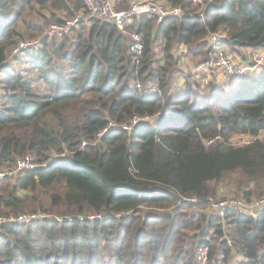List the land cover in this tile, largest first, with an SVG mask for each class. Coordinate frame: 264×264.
<instances>
[{
  "label": "trees",
  "instance_id": "trees-1",
  "mask_svg": "<svg viewBox=\"0 0 264 264\" xmlns=\"http://www.w3.org/2000/svg\"><path fill=\"white\" fill-rule=\"evenodd\" d=\"M165 3L196 9L188 0ZM84 8L82 0H0V166L25 156L36 165L0 181V214L42 215L2 227L0 264H196L201 245L210 258L224 254L216 264L235 253L239 264H264V210L256 219L226 213L231 249L204 232L222 233L207 213V200L217 195L213 182L236 174L241 197L264 195V66L227 79L228 89L193 85L186 76L183 94L169 93L179 45L203 60L208 34L222 31L220 45L233 56L264 48V0H213L202 16L161 23L133 18L126 28L144 42L137 65L129 37L98 17L13 53L41 32L23 20L27 9L41 16L45 9L60 23L61 13ZM152 80L160 91L142 92ZM134 117L150 120L129 131L113 127L92 144L110 123ZM237 134L249 142L231 144ZM189 197L198 201L182 200Z\"/></svg>",
  "mask_w": 264,
  "mask_h": 264
},
{
  "label": "built area",
  "instance_id": "built-area-1",
  "mask_svg": "<svg viewBox=\"0 0 264 264\" xmlns=\"http://www.w3.org/2000/svg\"><path fill=\"white\" fill-rule=\"evenodd\" d=\"M85 8L78 11L74 16L64 19L60 23H50L43 36L31 38L29 40L19 41L14 48L13 53L26 49L30 46L38 45L44 36L46 37H60L68 34L72 28L76 27L78 23L82 21H88L92 17H98L107 22L113 24L122 34H127L129 37L128 51L132 56V61L136 65L139 63L140 57L143 52L144 42L141 35L135 31H127L126 26L133 18L150 15L154 16L157 23H161L170 17H179L186 14L190 18L202 16L204 7L211 3L213 0H188L193 8L187 9L185 12L182 5L171 6L162 2L161 0H129L128 5L124 8H115V2L117 0H82ZM224 38L222 31H214L208 34L207 40L211 47L206 53L205 65L208 68V74L201 79L202 86L210 84L211 81H219V79H238L245 75L255 74L258 70L264 66V48L254 49L249 55L248 59L243 60L236 58L229 54L224 47L220 45V42ZM215 76V78H212ZM134 88L140 90L141 84L139 81L133 82ZM160 91L159 82L156 80L149 81L145 84L143 91L145 93H156ZM150 117L136 118L134 117L129 124L116 125L110 123L106 128L102 129L96 134L92 144H96L100 137L107 132V130L118 127L120 129L129 131L140 120H148ZM219 137H214L205 140V144H210L213 140ZM86 143L82 142L81 146ZM36 165L31 161L29 156L18 158L11 167L0 166V181L6 178H12L17 173L32 170ZM191 200L193 202L198 201L196 197L182 198ZM207 213L211 217L217 218V224L221 226V235L216 236L214 229L205 227L204 232L207 234L205 239L210 240V237H215L217 243H224L231 249L230 231L228 228V218L226 213L228 211H234L240 215L247 216L251 219L258 218L264 210V195L260 197H252L246 199L241 196H231L223 198H209L207 200ZM39 212L36 213H20L17 215H3L0 214V231L2 227L14 222L16 224H23L31 219L41 217ZM98 217H94L96 219ZM227 235V236H226ZM226 239L225 241H221ZM218 246V244H217ZM196 264H216L219 259L224 257V254L218 255L216 258L209 257V248L207 245H201L197 248L196 252ZM237 259L233 264H239L242 260Z\"/></svg>",
  "mask_w": 264,
  "mask_h": 264
},
{
  "label": "rangeland",
  "instance_id": "rangeland-1",
  "mask_svg": "<svg viewBox=\"0 0 264 264\" xmlns=\"http://www.w3.org/2000/svg\"><path fill=\"white\" fill-rule=\"evenodd\" d=\"M116 2H118V0L116 1ZM115 2V3H116ZM114 3V4H115ZM127 3H128V0H127V2L125 1L124 2V6H126L127 5ZM123 6V7H124ZM79 11H81V10H79ZM78 12V11H77ZM77 12H75V13H77ZM41 13H42V15L43 16H41L40 14H39V12L38 11H36V10H30V9H27L26 11H25V13H24V18H23V20H25V22H29V23H36V24H38V25H40V27H41V32H39L40 34H36V35H34V36H31L30 38H33V37H37V36H40L42 33H44V31H45V29H46V27L51 23V22H54V21H52L50 18H49V12L47 11V10H42L41 11ZM74 13V14H75ZM74 14L72 15V16H74ZM61 18H64V19H68V18H70V17H66V16H64V14L63 13H61ZM71 16V17H72ZM89 24H87V26H88ZM87 26H85V28L87 27ZM127 31H130L129 29H127ZM127 38H128V35L127 34H124ZM26 38H28L27 36H26ZM162 44H163V41L162 40H159V41H157V43H156V47H157V53L158 54H160L159 53V51H161L162 50ZM157 54V56H156V59H155V61H158V59L160 58V56ZM161 55V54H160ZM178 55H180V54H178ZM183 57H186V56H182L181 58H183ZM193 59H194V62H192L193 64H195V65H197V61H196V59L193 57ZM191 62V61H190ZM21 63L22 64H25L26 63V60H22L21 61ZM155 64H157V63H155ZM24 67V65H21V68H23ZM180 67H182V64H180ZM192 67L195 69V67L192 65ZM180 71V70H179ZM183 74H184V72H183ZM197 76H198V74H193L192 76H191V82H192V84L193 85H198V86H201L200 85V83L198 82V80L199 79H202L201 77H199V78H197ZM182 77V74H181V72H173L172 74H170V77H169V81L173 78L174 80L176 79H178V78H181ZM226 80V85H228L229 83H228V80L227 79H225ZM224 80V81H225ZM222 85V84H221ZM222 87L220 86V89H221ZM173 92H175V89L172 91V93ZM150 120V119H149ZM257 138V137H256ZM258 138L259 139H261V140H264V131H262L259 135H258ZM249 140H250V137H248V136H244V135H239V134H237V135H233L231 138H230V143L231 144H233V145H242V144H246V143H248L249 142ZM236 179H237V176H236V174H231V175H226V176H224L223 178H222V180L220 181V182H218V183H212V185L216 188V193H217V195L215 196V197H212V198H223V197H231V196H234V197H237V196H240L241 194H239L240 192H238L237 191V189L235 188V183H236ZM227 236V235H226ZM226 239H222L221 241H225ZM227 261H226V264H233V262L234 261H236L237 259H239V254H233V255H229L228 257H227Z\"/></svg>",
  "mask_w": 264,
  "mask_h": 264
},
{
  "label": "crops",
  "instance_id": "crops-1",
  "mask_svg": "<svg viewBox=\"0 0 264 264\" xmlns=\"http://www.w3.org/2000/svg\"><path fill=\"white\" fill-rule=\"evenodd\" d=\"M161 1L162 2L163 1L166 2V0H161ZM176 50H177V57L179 56L178 54H180L179 61H178L177 65H176V69L180 70L179 72H181L182 77L178 78L177 80L176 79L174 80L172 78L169 81V93H170L171 97L180 96L181 94H183V92H184V90L186 88V79H185L186 76H188L190 78V80H191L192 79L191 76L193 74H198L197 78H199V77L202 78L203 76H206L208 74V72H209L207 66L205 65V59L201 60L200 57H196L195 59L197 61V65H195V64L192 63V62H194L193 57H191V56L186 54V47H184L182 45L181 46L179 45V46H177L175 48V51ZM252 51H253L252 49L242 48L240 50L241 53L239 55L235 54V56H236V58H240V59L241 58H246L248 55L251 54ZM175 55H176V52H175ZM182 56H186V57L181 58ZM180 64H182V67H180ZM192 65L194 67L196 66L195 69L192 67ZM183 72H184V74H183ZM212 78H215V76H212ZM198 82L200 83V85H202L201 79H199ZM212 82H214V81H211L210 83H212ZM215 82L216 83H220V86L222 88L228 89V85H225L224 80L219 79V81H215ZM174 89H175V92L172 93V91ZM240 258L241 257L239 256V259Z\"/></svg>",
  "mask_w": 264,
  "mask_h": 264
}]
</instances>
